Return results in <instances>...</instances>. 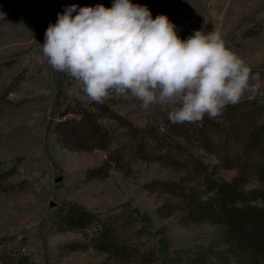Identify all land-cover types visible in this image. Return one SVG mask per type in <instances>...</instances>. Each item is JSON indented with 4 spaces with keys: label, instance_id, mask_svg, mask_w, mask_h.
Wrapping results in <instances>:
<instances>
[{
    "label": "rangeland",
    "instance_id": "374dc122",
    "mask_svg": "<svg viewBox=\"0 0 264 264\" xmlns=\"http://www.w3.org/2000/svg\"><path fill=\"white\" fill-rule=\"evenodd\" d=\"M131 2L153 19L166 15L182 40L215 27L258 79L238 104L197 123L170 122L172 104L96 103L48 64L41 45L66 7L111 8L114 0H0V249L12 261L113 264L90 245L96 221L76 204L101 213L138 207L173 250L213 247L214 264H236L228 252L222 258L230 248L217 245L220 227L188 211L185 194L213 200L211 174L238 189L239 203L264 209V0ZM78 216L86 229L70 228L67 218Z\"/></svg>",
    "mask_w": 264,
    "mask_h": 264
},
{
    "label": "clouds",
    "instance_id": "9594fccd",
    "mask_svg": "<svg viewBox=\"0 0 264 264\" xmlns=\"http://www.w3.org/2000/svg\"><path fill=\"white\" fill-rule=\"evenodd\" d=\"M41 47L48 64L81 84L91 101L131 96L145 110L176 105L168 112L173 124L218 118L259 76L215 27L182 40L166 15L153 19L131 0H114L111 8L66 7Z\"/></svg>",
    "mask_w": 264,
    "mask_h": 264
},
{
    "label": "trees",
    "instance_id": "16d2710c",
    "mask_svg": "<svg viewBox=\"0 0 264 264\" xmlns=\"http://www.w3.org/2000/svg\"><path fill=\"white\" fill-rule=\"evenodd\" d=\"M101 130L106 132L105 127ZM208 177L216 187L213 200L197 201L187 192V204L183 205L199 217L207 215V220H213L220 227L217 245L230 248L222 253L224 260L228 259L224 257L228 252L236 264H264V209L239 203L241 196L234 185L215 180L211 174ZM70 207L96 221V231L86 237L113 264H214L209 256L216 254L217 248L173 250L166 240L165 229L156 227L151 216L138 207L127 206L120 212L104 213L76 204ZM127 219L136 221L134 229L127 224ZM66 221L72 230L87 228L82 216ZM3 239L0 237V245ZM9 255V249L1 247L0 264H20L19 258L12 261Z\"/></svg>",
    "mask_w": 264,
    "mask_h": 264
}]
</instances>
